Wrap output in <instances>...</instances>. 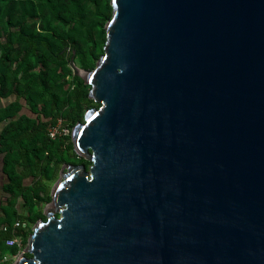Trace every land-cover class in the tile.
<instances>
[{
	"label": "water",
	"instance_id": "obj_1",
	"mask_svg": "<svg viewBox=\"0 0 264 264\" xmlns=\"http://www.w3.org/2000/svg\"><path fill=\"white\" fill-rule=\"evenodd\" d=\"M98 104L15 264H264V0H111Z\"/></svg>",
	"mask_w": 264,
	"mask_h": 264
},
{
	"label": "trees",
	"instance_id": "obj_2",
	"mask_svg": "<svg viewBox=\"0 0 264 264\" xmlns=\"http://www.w3.org/2000/svg\"><path fill=\"white\" fill-rule=\"evenodd\" d=\"M0 0V159L6 178V199L0 217V250L16 253L6 241L29 236L28 221L46 219L33 204L48 194L63 163L91 162L74 149L71 134L52 138L48 127L63 119L71 130L90 107V85L74 74L71 57L94 68L107 41L105 24L112 17L111 0ZM42 16L44 31L32 23ZM55 23V24H53ZM64 25V28H57ZM85 25V29L81 26ZM77 34H81V41ZM66 78V79H64ZM21 219L26 225L14 227Z\"/></svg>",
	"mask_w": 264,
	"mask_h": 264
},
{
	"label": "rangeland",
	"instance_id": "obj_3",
	"mask_svg": "<svg viewBox=\"0 0 264 264\" xmlns=\"http://www.w3.org/2000/svg\"><path fill=\"white\" fill-rule=\"evenodd\" d=\"M60 1H69V0H60ZM80 2H82V4H85L86 6H88V3L87 0H79ZM89 11H94V6L89 3V8H88ZM108 22V21H107ZM106 22V24H107ZM55 24V23H53ZM105 24V26H106ZM32 25L39 31H44V27L46 25V23L44 22L42 16L38 17V19L36 20L35 23H32ZM57 28L61 29V28H64V25H59L57 26ZM82 29H85V25L81 26ZM77 37L81 40V41H84V38L82 37L81 34H77ZM98 62V61H97ZM97 62H96V65H97ZM76 66L78 67V70L79 72H81L82 74H86L88 71H91L93 70L94 68H85V67H81L79 64H76ZM74 72V71H73ZM75 74V72H74ZM66 79V78H64ZM97 106V105H96ZM74 128V127H73ZM72 133V130L71 132ZM66 163H72V162H66ZM66 163H63L60 168L58 169L57 171V175L54 179L50 180V181H47L45 182L46 183V187L48 188L49 192L48 194H45V193H42V196H43V200H41V202H37L35 204H33L32 207H28V206H22V208H26L27 210L28 209H33V210H36L38 212H41L43 215L46 216V210L49 209L51 207V201H52V195H51V191L54 187V185L56 184V182L61 178L62 176V173L66 170V167H65V164ZM1 168H2V162H1V159H0V217L4 215V212L2 210V207L1 205L3 206L4 205V201L6 199V194H5V191L3 189V184L6 182V178L2 175L1 173ZM40 219H44V218H39L37 221H34V222H29L28 221V229L30 230V233H29V236L27 238V240L24 242L23 241V238L20 237L19 240H20V244H21V249L20 251L16 252L15 255L11 258V260H8V262H10V264H15L17 262V260H19V258L22 256V255H27L29 256V253H28V243H29V238L30 236L32 235L33 233V228L37 225L38 221ZM14 258V260H12ZM0 264H7V262H0Z\"/></svg>",
	"mask_w": 264,
	"mask_h": 264
},
{
	"label": "built area",
	"instance_id": "obj_4",
	"mask_svg": "<svg viewBox=\"0 0 264 264\" xmlns=\"http://www.w3.org/2000/svg\"><path fill=\"white\" fill-rule=\"evenodd\" d=\"M72 131H73V129H72ZM48 132L52 138H56L57 136H66L69 134L72 135V133H70L71 129L64 124L63 119H59L56 124L49 125ZM22 225H26V224L21 219H18L14 223V227H20ZM20 237L21 236H15V237L7 239V241H6L7 246H9V247L17 246L18 247L17 251L19 252L21 249V244H20V240H19ZM13 255H15V254L11 253L9 251L6 252L5 255H3L1 250H0V261L8 260Z\"/></svg>",
	"mask_w": 264,
	"mask_h": 264
},
{
	"label": "flooded vegetation",
	"instance_id": "obj_5",
	"mask_svg": "<svg viewBox=\"0 0 264 264\" xmlns=\"http://www.w3.org/2000/svg\"><path fill=\"white\" fill-rule=\"evenodd\" d=\"M9 248H11V247H9ZM8 251L11 252V253H14V252L11 251V249H8ZM14 254H15V253H14ZM4 255H5V254H4ZM13 256H14V255H13ZM13 256H11L8 260H11V258H12ZM8 260H3V261H0V262H7V264H10V262H8ZM12 260H14V258H13Z\"/></svg>",
	"mask_w": 264,
	"mask_h": 264
},
{
	"label": "crops",
	"instance_id": "obj_6",
	"mask_svg": "<svg viewBox=\"0 0 264 264\" xmlns=\"http://www.w3.org/2000/svg\"><path fill=\"white\" fill-rule=\"evenodd\" d=\"M1 207H2V205H1Z\"/></svg>",
	"mask_w": 264,
	"mask_h": 264
}]
</instances>
